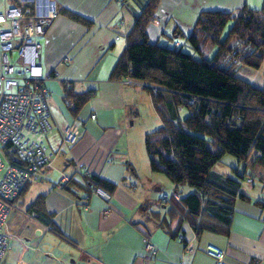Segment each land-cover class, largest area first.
<instances>
[{
  "label": "crops",
  "instance_id": "1",
  "mask_svg": "<svg viewBox=\"0 0 264 264\" xmlns=\"http://www.w3.org/2000/svg\"><path fill=\"white\" fill-rule=\"evenodd\" d=\"M53 1L57 15L37 41L39 81L50 92V116L58 129L46 139L51 154L48 165L36 183L28 182L10 211L35 186L32 201L43 195L44 209L58 233L28 214L32 201L21 211L20 220L13 216L8 221L9 211L4 228L10 235L9 248L1 264H216L205 253L208 245L224 250L226 264H264V202L257 200L264 188V167L248 160L240 172L233 155L222 156L212 171L238 180V192L245 198L234 200L227 234L195 230L201 217L189 214L182 202L193 189L175 186L149 167L144 137L162 125L151 94L145 85L109 80L134 16L147 0H127L121 7L117 0ZM263 1L160 0L146 34L150 43L181 45L184 40L175 31L189 33L200 12H233L243 5L257 10ZM29 7L33 12L34 5ZM68 91L90 93L77 113L66 98ZM67 124H75L79 136L75 144L63 147L60 128ZM198 136L186 141L204 144L197 145L190 156L198 150L209 156L215 147L209 138ZM225 162L230 164L226 167ZM90 176L115 185L109 213H104L106 203L101 197L86 191ZM248 177L253 180L247 181ZM69 179L83 188L65 190ZM163 195L169 199L163 201ZM10 242L16 249L8 254ZM146 242L153 249H147ZM40 246L45 248L39 250Z\"/></svg>",
  "mask_w": 264,
  "mask_h": 264
},
{
  "label": "trees",
  "instance_id": "2",
  "mask_svg": "<svg viewBox=\"0 0 264 264\" xmlns=\"http://www.w3.org/2000/svg\"><path fill=\"white\" fill-rule=\"evenodd\" d=\"M121 1L124 6L127 0ZM159 3L147 0L134 16L109 80L130 78L145 85L162 121L144 137L150 170L165 175L175 186L193 189L182 202L189 214L201 217L195 230L208 228L227 234L234 200L245 197L238 192V180L218 176L212 167L227 153L244 164L252 151L257 154L251 162L264 167V79L259 85L239 75H248L264 60V1L257 10L243 5L233 12H200L189 33L175 31L184 40L181 45L149 42L146 27ZM68 16L88 23L78 15ZM185 44L193 53L184 50ZM89 97V92L66 94L73 113ZM180 107L188 111L183 118L178 114ZM194 135L209 138L215 147L209 156L199 150L193 156L187 153L186 141ZM7 159L18 165L13 153H8ZM28 185H23L10 205L23 196ZM71 187L83 188L69 179L63 188L71 192ZM95 187L111 194L115 185L97 176L88 177L86 191ZM26 211L58 233L51 214L44 209L43 195L37 196Z\"/></svg>",
  "mask_w": 264,
  "mask_h": 264
},
{
  "label": "built area",
  "instance_id": "3",
  "mask_svg": "<svg viewBox=\"0 0 264 264\" xmlns=\"http://www.w3.org/2000/svg\"><path fill=\"white\" fill-rule=\"evenodd\" d=\"M45 1L51 8L41 14L37 0H0V264L9 248L10 235L4 228L10 201L25 183L36 181L40 171L48 165L51 154L47 151L46 139L58 129L50 116V92L39 81L40 44L37 38L46 33L57 15L55 2ZM116 4L123 5L121 0ZM29 5H34L33 12ZM13 53H16L15 58ZM122 81L143 86L130 78ZM60 132L63 147H70L78 140L75 124L61 127ZM8 153H13L18 165L9 162ZM3 157L7 161L6 167ZM247 181L252 178L248 177ZM91 192L105 201L104 213H109L112 210L110 193L101 187H95ZM161 198L163 201L169 199L167 195ZM257 200L264 202V188ZM145 247L153 249L150 242H146ZM205 253L216 264H226L221 248L208 245ZM16 264L26 263L18 261Z\"/></svg>",
  "mask_w": 264,
  "mask_h": 264
},
{
  "label": "rangeland",
  "instance_id": "4",
  "mask_svg": "<svg viewBox=\"0 0 264 264\" xmlns=\"http://www.w3.org/2000/svg\"><path fill=\"white\" fill-rule=\"evenodd\" d=\"M1 11V9H0ZM229 23L227 24L226 28L229 27ZM225 28V30H226ZM225 30L223 32L222 35H225ZM184 50L186 52H189V53H193V50L191 49V47L188 45V44H185L184 45ZM14 58L16 57V53H13L12 55ZM239 75L241 77H243L244 79L248 80V81H257L259 85H262L263 84V79H264V60L262 62V64L258 67V68H255V69H250L248 71V75H241L239 73ZM187 112H186V108H182L181 112L179 113V116L181 118L185 117ZM147 121V119H146ZM201 136V135H199ZM198 136V137H199ZM202 137H205V136H202ZM197 145L199 146H202L204 144H201L200 142H197L195 140H189L188 141V144H187V153H190L194 150V148L196 147L197 148ZM206 145V144H205ZM0 152L2 153V150L0 149ZM257 154V152L255 151H252L251 154H250V157H249V161H252L254 156ZM226 159H229L228 156H226ZM3 162H4V166L6 167L7 166V161L6 159L3 157ZM230 163H227L225 162V166L227 167ZM243 164H239V170L240 172L242 171V167ZM4 170L1 172V175L3 174ZM33 183H36V182H33ZM34 194H35V186L34 187H31L29 189V191L26 193V195L24 196V199L21 201V203H18L17 205L13 206L11 208V211H10V214H9V218H8V221H10L12 219L13 216H15V218H17L18 220L21 219V211L24 210L26 208V206L29 204L30 201H32L33 197H34ZM40 240V239H38ZM10 246L12 247L11 250H9L7 253L10 254V253H14L15 252V246H13L12 242H10ZM39 250H43L45 247H42L40 246ZM71 261V259H70Z\"/></svg>",
  "mask_w": 264,
  "mask_h": 264
},
{
  "label": "bare ground",
  "instance_id": "5",
  "mask_svg": "<svg viewBox=\"0 0 264 264\" xmlns=\"http://www.w3.org/2000/svg\"><path fill=\"white\" fill-rule=\"evenodd\" d=\"M50 5L51 4L45 0H37V9L41 14H45L47 10L49 11L51 8Z\"/></svg>",
  "mask_w": 264,
  "mask_h": 264
}]
</instances>
